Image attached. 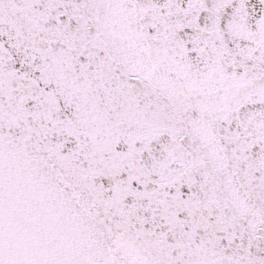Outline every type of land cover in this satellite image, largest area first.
Listing matches in <instances>:
<instances>
[{"label":"snow or ice","instance_id":"6c2138e0","mask_svg":"<svg viewBox=\"0 0 264 264\" xmlns=\"http://www.w3.org/2000/svg\"><path fill=\"white\" fill-rule=\"evenodd\" d=\"M0 264H264V0H0Z\"/></svg>","mask_w":264,"mask_h":264}]
</instances>
